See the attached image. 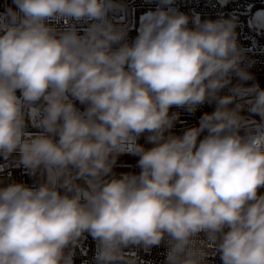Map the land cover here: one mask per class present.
I'll list each match as a JSON object with an SVG mask.
<instances>
[{"label":"clouds","instance_id":"clouds-1","mask_svg":"<svg viewBox=\"0 0 264 264\" xmlns=\"http://www.w3.org/2000/svg\"><path fill=\"white\" fill-rule=\"evenodd\" d=\"M173 2L131 43L109 17L118 0H12L0 15V157L42 178L0 187V264H74L88 236L94 264H143L126 250L162 243L166 264H207L210 249L264 264V89L244 86L235 17L189 28ZM206 102L198 126L171 134L173 106ZM145 133L151 148L135 143ZM124 154L139 174L116 175Z\"/></svg>","mask_w":264,"mask_h":264},{"label":"built area","instance_id":"built-area-1","mask_svg":"<svg viewBox=\"0 0 264 264\" xmlns=\"http://www.w3.org/2000/svg\"><path fill=\"white\" fill-rule=\"evenodd\" d=\"M123 5V11H117L110 13L109 17L114 23H124L129 25L130 29L135 26L137 19V12L139 10L155 9L159 6V0H118ZM15 8L12 4V0H0V15L6 13L8 7ZM264 6V0H228L226 4H223L221 0H174L171 8L181 9L186 15L190 17L188 24L189 28H194L196 25L193 20H216L220 18H232L239 17L250 13L254 8ZM237 27V40L241 48L245 49V58L241 63L250 74L253 79L243 82L244 86L251 87L253 84H259L261 89H264V49L259 48L256 45L254 39L245 34L244 26L241 21L236 20ZM55 23V22H53ZM67 21H60L56 24L58 28H63ZM83 33V28L86 25H78ZM238 77L232 74V85L239 83ZM228 87L221 90L220 95L229 94ZM76 106L81 111L86 107L76 101ZM215 109V103L208 104L207 102L197 108L194 113L188 112L184 108H177L173 106L170 109L172 112L179 113V119L175 122L174 127L170 130L171 134L180 136L183 132L191 127L198 126L200 117L205 112H212ZM243 115H251L248 112H243ZM254 119H260L259 116H253ZM148 133L140 136L135 140V143L143 145L146 149L151 148L153 145L147 142ZM167 135V133H166ZM206 133L201 134V139ZM15 155V154H14ZM139 157L131 154L121 155L114 167L113 171L119 176L121 173H133L139 174L141 169L137 167V161ZM42 178L37 176H31L27 174L23 166H16L13 160H5L0 157V187L6 186L12 182L23 183L30 187H38ZM260 193L264 194V188L260 189ZM97 245L91 236L83 242V244L77 248L74 256V264H94L93 257L96 253ZM129 256H138L143 264H166V243H162L160 246L152 247L149 251L142 248L127 249ZM207 264H222L220 255L215 250H209V256Z\"/></svg>","mask_w":264,"mask_h":264},{"label":"rangeland","instance_id":"rangeland-1","mask_svg":"<svg viewBox=\"0 0 264 264\" xmlns=\"http://www.w3.org/2000/svg\"><path fill=\"white\" fill-rule=\"evenodd\" d=\"M156 9L157 8L144 10L139 14L138 28H139L141 17L148 12H154ZM173 9H175L177 12L184 13L181 9H178V8H173ZM239 17L241 18L240 21L242 22V24L244 26L245 34L252 37L254 39L256 45L259 46V48H263L264 45H263V43H261L260 37L264 33V6L256 7L250 13L243 15V16H239ZM17 95L19 96L20 94L17 93ZM252 98L253 97L251 95H249V96H246L244 99L246 101H250ZM247 106L248 105L246 104L243 112H248ZM245 116H250V115L246 114ZM254 120L258 121L259 119H254Z\"/></svg>","mask_w":264,"mask_h":264},{"label":"trees","instance_id":"trees-1","mask_svg":"<svg viewBox=\"0 0 264 264\" xmlns=\"http://www.w3.org/2000/svg\"><path fill=\"white\" fill-rule=\"evenodd\" d=\"M142 11H144V10H139V11L137 12V19H136L135 26H134L133 28H131V29L129 30V32H128L127 40H128L129 43H131V42L135 39V37L137 36V34H138L137 31H136V29L138 28V18H139V14H140ZM240 19H241L240 17H236V20H239V21H240ZM81 34H83V33H81ZM260 40H261V43H263V45H264V33H263V35L260 37ZM263 49H264V46H263ZM17 93L20 94L19 91H17ZM27 131L30 132V133L35 134V133L40 132L41 129H39L38 127H34V126L32 125V123H29V124H28V127H27Z\"/></svg>","mask_w":264,"mask_h":264},{"label":"water","instance_id":"water-1","mask_svg":"<svg viewBox=\"0 0 264 264\" xmlns=\"http://www.w3.org/2000/svg\"><path fill=\"white\" fill-rule=\"evenodd\" d=\"M223 4H226L228 0H221Z\"/></svg>","mask_w":264,"mask_h":264}]
</instances>
